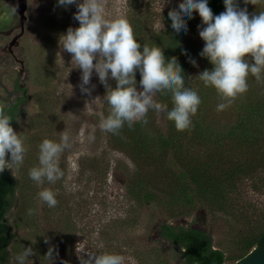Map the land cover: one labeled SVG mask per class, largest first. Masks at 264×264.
Wrapping results in <instances>:
<instances>
[{
    "label": "rangeland",
    "instance_id": "rangeland-1",
    "mask_svg": "<svg viewBox=\"0 0 264 264\" xmlns=\"http://www.w3.org/2000/svg\"><path fill=\"white\" fill-rule=\"evenodd\" d=\"M181 2L106 0L105 14L109 18L125 16L131 26L135 19H140L158 31L165 28L166 13L179 10ZM236 3L239 8H246L250 16L264 11V0H258L256 5L245 0ZM77 11L76 4L60 6L58 0H0V106L8 107L23 99L12 127L26 148L23 164H10L12 169L4 170L18 182L5 216L13 234L5 264H17L15 256L29 246L33 255L25 264H80L79 256L87 259L89 250L121 255L124 264H186L184 249L162 235L160 225L164 222L175 228L206 230L214 247L225 252L224 264L247 256L256 247L252 246L247 254L244 241L264 228V150L258 154L253 168L242 167L247 151L233 145V130L247 116L242 102L257 105L264 83L249 75L248 91L225 110L217 111L222 102L219 94L214 87L205 86L198 76L214 65L199 55L190 78L194 87L202 89V104L193 118H203L200 124L212 142L204 139L196 149L214 143L212 147L221 152L222 169L216 173L218 191L203 209L195 207L181 214L182 208L178 207L174 218L156 205L147 209L138 204L132 193L143 165L116 148L108 132L100 128L105 118V86L93 70L87 87L95 88L91 95L82 93V70L72 68L71 54L59 45L60 36L69 27H79V21L74 19ZM194 14L202 51L205 42L199 31L206 25L198 11ZM137 88L141 89V85ZM153 112L155 123L165 127L164 112ZM250 119L251 126L252 121L258 126L257 115ZM63 132L69 134L71 142L59 159L64 175L54 184L45 180L37 185L29 170L38 166L39 145L46 138L59 142ZM6 160L11 161V153L6 154ZM44 188L56 193L55 207L50 208L39 199L38 193ZM28 209L36 211L29 215ZM50 247L51 259L46 256Z\"/></svg>",
    "mask_w": 264,
    "mask_h": 264
},
{
    "label": "clouds",
    "instance_id": "clouds-1",
    "mask_svg": "<svg viewBox=\"0 0 264 264\" xmlns=\"http://www.w3.org/2000/svg\"><path fill=\"white\" fill-rule=\"evenodd\" d=\"M248 2L256 5L258 0H245V3ZM58 4L65 7L76 4L78 8L74 19L79 21V27H69L66 34L60 36L59 45L71 54L72 68L82 70L81 92L91 95L95 88V85L87 87L93 70L106 88L104 98L110 111L100 123L101 130L119 135L125 124L129 128L135 122L146 125L150 109L165 111L177 131H185L192 126L191 117L197 113L201 98L197 91L185 87L183 71L176 57L166 60L161 48L147 44L141 51V44L127 18L106 16V0H82L79 3L77 0H58ZM224 4L226 10L215 16L208 0H182L179 10L168 12L172 28L177 33L187 29L184 17L191 18L194 11H198L206 25L199 31L205 42L200 55L207 57L214 67L198 76L205 86L214 87L219 94L222 102L217 105V111L225 110L238 96L248 91L249 75L264 83V11L250 16L246 8H239L236 0H224ZM190 62L196 63L191 59ZM137 70L141 76L139 90ZM109 78L116 82L114 88L109 84ZM165 92L171 94L174 104L171 110L155 99L157 93ZM12 119L0 106V172L5 168L12 169L10 164L20 166L24 161L26 148L10 123ZM70 147L67 132L62 133L59 142L44 139L39 145L38 166L29 170L30 178L37 185H42L45 180L54 184L61 179L64 173L59 159ZM7 153H11V161L6 160ZM38 196L50 208L58 203L56 193L49 188L41 190ZM35 211L28 209V214L32 215ZM32 255V247H25L15 260L17 264H25ZM86 255L87 259L84 255L79 256L80 264H124V257L118 254H97L89 250ZM46 256L52 258L51 247Z\"/></svg>",
    "mask_w": 264,
    "mask_h": 264
},
{
    "label": "trees",
    "instance_id": "trees-1",
    "mask_svg": "<svg viewBox=\"0 0 264 264\" xmlns=\"http://www.w3.org/2000/svg\"><path fill=\"white\" fill-rule=\"evenodd\" d=\"M208 6L213 14H219L225 8L224 0H208ZM196 17L194 12L191 18L185 16L187 29L179 33L172 28L168 13L164 16L165 28L163 30H154L152 25L140 19H135L132 28L136 39L141 44V51L143 45L147 44L149 47L161 48L166 60L172 57L177 58L183 71L181 74L185 78V87L197 91L201 98L202 89L194 87L190 78L193 66L190 59L196 61L201 53L194 27L197 24ZM140 79L141 76L137 70V87ZM110 85L114 88L116 82L111 79ZM156 99L157 102L167 105L168 110L174 107L171 94L168 92L157 93ZM22 101L23 99H19L10 106L3 107L4 111L13 118L10 122L12 126ZM256 104L242 102L247 116L239 121L235 127L236 131L233 130L235 136L233 145L245 148L247 151L241 166L248 170L253 168V164L258 163L257 156L264 150V125L260 122L264 118V90ZM104 110L106 118L110 111V106L106 101H104ZM163 112L167 120L165 127H160L155 123L154 112L150 109L147 113L148 123L146 125L135 122L133 127L129 128L125 124L119 135L110 132L108 134L110 142L116 148L126 152L143 165V169H140L137 174L135 188L132 190L134 199L147 209L150 205H156L163 213L174 218L178 214V207L182 208L181 214H186L185 210L195 207L203 209L210 198L213 201L218 191L216 185L220 184L216 182V173L222 169V159L219 154L221 152L217 151L216 147H212L214 143L199 150L196 149L204 139L212 142L211 137L204 133L205 128L202 127L204 125L200 124L203 118L196 121L192 116V126L185 131H177L174 122L167 119V113ZM260 114L262 115L258 116ZM255 115L258 120L260 118L259 124L257 126V123L252 121L251 126L249 120ZM217 155H219L218 159ZM17 185L18 182L10 173L0 172V264H5L9 255L7 247L13 239L11 227L5 220V216L12 206ZM163 188L165 191L162 190ZM160 229L166 239L184 249L186 264L225 263V252L214 247L213 239L206 230L191 226L175 228L168 222L161 224ZM251 236L253 238L249 241H244L247 254L252 246L258 247L264 242V228L254 232Z\"/></svg>",
    "mask_w": 264,
    "mask_h": 264
},
{
    "label": "water",
    "instance_id": "water-1",
    "mask_svg": "<svg viewBox=\"0 0 264 264\" xmlns=\"http://www.w3.org/2000/svg\"><path fill=\"white\" fill-rule=\"evenodd\" d=\"M233 264H264V242Z\"/></svg>",
    "mask_w": 264,
    "mask_h": 264
}]
</instances>
